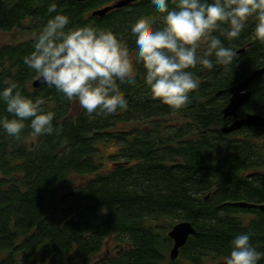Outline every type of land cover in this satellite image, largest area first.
<instances>
[{
    "label": "trees",
    "instance_id": "1",
    "mask_svg": "<svg viewBox=\"0 0 264 264\" xmlns=\"http://www.w3.org/2000/svg\"><path fill=\"white\" fill-rule=\"evenodd\" d=\"M113 1L55 0L56 11L69 17L67 27L111 29L131 51L130 25L157 14L149 0H132L90 15ZM50 2L0 0V32L32 34L0 44V87L12 79L24 95L43 97L44 109L55 113L54 127H61L59 134L32 137L26 121L19 139L0 130V264H224L231 239L241 233L264 252V211L230 204L264 202V129L242 126L223 133L220 127L232 119L221 114L228 94L215 95L264 64V43L253 38L252 22L239 37L224 41L235 51L244 47L229 68L188 69L199 87L183 108L153 98L142 66L134 64L136 83L118 87L127 107L90 119L54 87H32L35 72L23 62L34 34L54 14L46 11ZM249 88L238 115H264V74ZM0 116H10L3 103ZM28 137L34 139L27 143ZM106 143L115 149L104 170L100 152ZM75 177L82 179L71 183ZM167 219L189 221L195 230L173 260L166 232L174 223ZM109 244L123 245L105 256Z\"/></svg>",
    "mask_w": 264,
    "mask_h": 264
},
{
    "label": "clouds",
    "instance_id": "2",
    "mask_svg": "<svg viewBox=\"0 0 264 264\" xmlns=\"http://www.w3.org/2000/svg\"><path fill=\"white\" fill-rule=\"evenodd\" d=\"M149 7L157 17H137L130 25V51L111 29L88 24L67 27L68 15L57 12L51 0L46 11L54 14L34 34L33 50L23 62L41 84L75 100L93 119L127 107L118 87L136 83L134 64L142 66L144 84L153 98L181 109L189 92L199 87V78L188 69L229 68L238 53L224 41L239 37L250 21L253 38L264 43V0H149ZM156 20L159 26L153 27ZM3 84L0 103L10 116H0V130L19 139L27 121L32 137L59 134L60 125H53L55 113L44 109L43 97L24 95L12 79ZM261 257L264 252L253 246L249 234L241 233L231 239L223 261L258 264Z\"/></svg>",
    "mask_w": 264,
    "mask_h": 264
},
{
    "label": "water",
    "instance_id": "3",
    "mask_svg": "<svg viewBox=\"0 0 264 264\" xmlns=\"http://www.w3.org/2000/svg\"><path fill=\"white\" fill-rule=\"evenodd\" d=\"M85 1V0H76ZM132 0H114L112 3L106 4L102 7L95 8L90 11L91 16H102L107 11L121 7ZM244 47L237 49V52H242ZM264 74V64L252 70L250 73L242 77L233 85L218 90L215 95L219 96L223 93L228 94V98L224 106L221 108L222 118L230 117L231 121L220 127L223 133L231 132L241 128L242 126H258L264 129V115L249 112L243 116L238 115V110L247 103L251 90L249 85L257 78ZM32 87H39L43 84L35 77L31 82ZM231 205L240 207H254L264 211V202L256 203L246 200L231 201ZM194 227L189 221L181 220L171 225L166 234L172 240L171 247L168 250V256L171 260L178 256L179 249L185 244L189 235L194 233Z\"/></svg>",
    "mask_w": 264,
    "mask_h": 264
},
{
    "label": "rangeland",
    "instance_id": "4",
    "mask_svg": "<svg viewBox=\"0 0 264 264\" xmlns=\"http://www.w3.org/2000/svg\"><path fill=\"white\" fill-rule=\"evenodd\" d=\"M32 34L30 32H28V30L26 29H14L10 32H0V44H3L4 42H18V41H21V40H25L29 37H31ZM169 120L171 121H179L180 118H176L174 116L172 117H169ZM177 123V122H176ZM31 139H34L32 137H28L27 138V143L31 140ZM115 149V146H113L111 143H106L102 149H101V161H102V169H107L110 167V160L108 159V155L111 154ZM82 177H75V178H71L70 179V182L73 183L74 181H78V180H81ZM70 186V184H69ZM175 220L176 219H167L168 222H171V223H175ZM123 244H120V245H117L115 246V244H109V246L104 249L103 251H105L104 255L105 256H109L111 254H113L116 249L117 246L121 249ZM101 254V253H100ZM20 264H28V262H20Z\"/></svg>",
    "mask_w": 264,
    "mask_h": 264
}]
</instances>
